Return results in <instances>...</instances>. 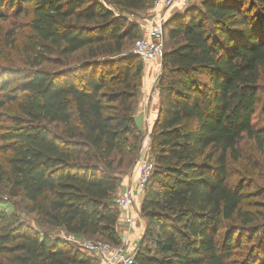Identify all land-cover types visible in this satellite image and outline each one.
Here are the masks:
<instances>
[{"label":"trees","instance_id":"trees-1","mask_svg":"<svg viewBox=\"0 0 264 264\" xmlns=\"http://www.w3.org/2000/svg\"><path fill=\"white\" fill-rule=\"evenodd\" d=\"M200 1L164 25V42L166 31L178 42L163 51L150 133L155 166L140 206L145 237L154 246L137 250L134 264H237L232 256L242 235H234L254 221L240 208L243 189L227 180V158L239 157L243 137L264 152V122H254L260 104L264 113V0ZM152 2L0 0V19L3 7L14 15L31 13L37 37L28 57L36 69L17 88L0 85L1 104L16 102L19 111L0 141L11 152L9 194L38 224L121 243L114 197L121 173L138 156L134 109L142 65L137 56L134 64L135 57L110 55L139 38L130 15ZM80 51L88 59L75 68H37L53 52L67 59ZM256 232L239 264H264V229ZM0 264L98 261L71 242L12 220L0 227Z\"/></svg>","mask_w":264,"mask_h":264},{"label":"rangeland","instance_id":"rangeland-1","mask_svg":"<svg viewBox=\"0 0 264 264\" xmlns=\"http://www.w3.org/2000/svg\"><path fill=\"white\" fill-rule=\"evenodd\" d=\"M200 2V0H195L193 4L199 5ZM151 6L152 3L149 5V8ZM149 8L142 11H136L134 15H130V18L137 21L142 15H146L149 12ZM2 10L6 16L5 18L0 19V85L4 82L5 90H11L13 88H17L23 82L25 77L36 69L35 67L30 66L28 57L30 58L34 54L33 45L35 44L37 37L31 26V13L22 12L19 15H14L13 9L3 7ZM175 14L176 13L173 15ZM177 42V39H174L173 41L168 40L166 31L164 49L166 50L169 46H174ZM132 45L133 40L128 43L125 51L120 54L116 53L110 55L111 58H116L117 56H131L136 58L135 55L131 54ZM87 59L88 54L86 51L75 53L67 59H61L56 52H53L51 55L47 56L46 60L37 68L51 71L62 70L67 66L69 68H75L81 61ZM99 59H101L100 56ZM138 63H140V61L136 58V60H134V64ZM141 65V85L146 77L145 71H149L146 68L150 66L151 72L148 76L151 84L154 87H157L159 75L163 70L162 65L159 66L157 62H152L149 65H145L141 62ZM259 90L262 103V101H264V80L260 81ZM3 98V91L0 89V137L4 131L13 126V118L19 115L17 103L5 102L4 104H1ZM262 112L260 104L254 114V122L258 119H261L262 122H264V113ZM145 121L147 122V118H145ZM146 125H148V123H146ZM137 136L138 139H140V145L146 136L148 139V132H138ZM147 144H149V146L147 145L149 148L148 154L152 158L150 138L147 140ZM5 148L6 145L0 141V170L4 172V179L0 183V227L7 221L19 220L29 224L39 232L48 233L52 237L56 236L59 228L38 224L34 215L24 210L23 204L19 201V199L12 197L9 194V185L6 181V175L8 174V160L11 156V152L5 151ZM237 150L239 157L236 160L230 158L229 156L227 158V166L229 170V177L227 180L232 186H238L243 189L244 199L240 208L242 211L250 214V216L254 219V221L249 223L247 227L241 229L240 233H235L234 235L236 237L239 236V234L242 235L241 247L235 251L237 253L232 256L233 262L239 264L247 258L251 246H253L254 241L259 236V232L254 233V228H256V230L259 229L260 231L264 229V152L256 147L255 142L252 139L247 137H243L238 142ZM130 172L131 168H128L125 172L121 173L122 180H125ZM138 219L139 215L136 216V226H139L140 222H142V219L141 221ZM236 224H240V226L242 225L238 222ZM141 229L142 230L139 233L134 234V237H131L132 247H130L131 249L127 252H133L139 249H145L148 251L153 250V238L145 237L146 225H144V228ZM251 235H253V239L249 241ZM86 238L102 239L96 237ZM120 241L121 243L119 245L114 246L121 247V237ZM73 245L76 246L74 243Z\"/></svg>","mask_w":264,"mask_h":264},{"label":"built area","instance_id":"built-area-1","mask_svg":"<svg viewBox=\"0 0 264 264\" xmlns=\"http://www.w3.org/2000/svg\"><path fill=\"white\" fill-rule=\"evenodd\" d=\"M191 4L190 0H153L149 12L136 21L140 36L133 43L131 54L137 56L145 65L157 62L161 66L164 51V25L174 13ZM152 93L148 95V100ZM148 139L146 136L145 141L143 140L144 142L142 141L139 145L138 156L130 172L134 176L132 183L115 194L114 202L118 210L117 229L121 226H131L136 222L138 212L134 208L135 204L142 201L146 184L154 170V160L148 154ZM56 237L76 244L83 252L96 258L98 264H134L136 251L127 252L125 247H116L103 240L70 234L62 228L58 229Z\"/></svg>","mask_w":264,"mask_h":264},{"label":"crops","instance_id":"crops-1","mask_svg":"<svg viewBox=\"0 0 264 264\" xmlns=\"http://www.w3.org/2000/svg\"><path fill=\"white\" fill-rule=\"evenodd\" d=\"M194 1L190 0L191 3H193ZM110 7L113 8L112 6ZM146 69H148L149 71H145L146 77L140 87L139 95L134 109V121L137 132L146 131V133L148 132V138H150V133L158 114L159 90L157 89V87H154L150 82V78L148 76V74L151 72L150 66L147 67ZM151 92H153L152 96L148 100L147 97ZM145 118H147V122L145 121ZM146 123H148V125H146ZM133 178H134L133 174L128 173L126 179L122 180L121 186L118 187L116 193L120 192L125 186L130 185L133 181ZM140 206H141V201L137 202L134 207L139 215L138 220L141 221L142 219L140 225L136 226L135 225L136 222H135L133 224L134 227L133 225L121 226L117 229L122 240V247H125L126 251L130 250L131 249L130 247H132L131 237H134V234L139 233L142 230L141 228H144V225H146L145 219L140 214Z\"/></svg>","mask_w":264,"mask_h":264}]
</instances>
